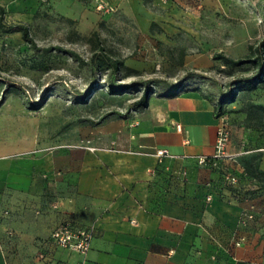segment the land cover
<instances>
[{
  "label": "crops",
  "instance_id": "obj_1",
  "mask_svg": "<svg viewBox=\"0 0 264 264\" xmlns=\"http://www.w3.org/2000/svg\"><path fill=\"white\" fill-rule=\"evenodd\" d=\"M183 64L208 69L215 59L203 52ZM220 93L189 82L106 120L81 143L1 153L0 264H264V188L236 198L210 165ZM244 96L227 105L233 121L247 118ZM249 96L264 105V87ZM258 136L248 152L264 171ZM251 204L257 217L243 225ZM64 223L94 230L86 255L52 241Z\"/></svg>",
  "mask_w": 264,
  "mask_h": 264
},
{
  "label": "rangeland",
  "instance_id": "obj_2",
  "mask_svg": "<svg viewBox=\"0 0 264 264\" xmlns=\"http://www.w3.org/2000/svg\"><path fill=\"white\" fill-rule=\"evenodd\" d=\"M0 4L6 11L2 22L28 25L41 48L26 42L20 32L0 28V154L81 143L106 120L128 114L129 105L148 83L158 92L183 81L226 91L233 79L256 73L257 66L248 62L224 67L215 59L214 66L202 69L184 65V57L220 52L246 58L250 47L254 50L264 39V0H0ZM95 32L100 44L93 38ZM99 45L136 72L122 70L109 78V70L80 64L58 50H43L60 46L89 61ZM109 79L135 86L115 93ZM247 98L243 107L254 103ZM226 114L230 139L224 156L213 164L218 171L227 170L225 175L238 177L255 162L256 153L248 151L257 135L264 136V111L252 120L233 121ZM240 185L244 184L238 177L234 187Z\"/></svg>",
  "mask_w": 264,
  "mask_h": 264
},
{
  "label": "trees",
  "instance_id": "obj_3",
  "mask_svg": "<svg viewBox=\"0 0 264 264\" xmlns=\"http://www.w3.org/2000/svg\"><path fill=\"white\" fill-rule=\"evenodd\" d=\"M5 12L6 11L4 5L0 4V28L5 30L6 32H20L26 42L32 44L34 48L41 50V48L37 46L33 36L31 35L30 28L28 25L22 23L6 25L5 23L2 22L5 16ZM154 24L155 23H152V26ZM93 36H94L93 38L96 39V42L100 44L98 33L95 32ZM53 49L68 54L70 57L79 61L80 64H91L93 69H99L105 71L109 70V74H108L109 78L113 75H118L122 70H125L129 74L136 72L135 69L125 65L122 59L114 57L110 52L106 50L105 47L101 45H99L97 49L95 48L93 50L89 61L80 57V55L75 51L65 49L60 46L49 47L43 50L50 51ZM250 53L251 54L249 55V57L246 58H234L220 52L214 54V59L222 61V65L224 67L239 66L246 64L248 62L253 63L254 65L257 66L256 73L233 79L229 83V87L226 89V91H222L220 93V98L216 106L217 107L216 111L218 116L225 115L226 113H228L229 109L227 108V105L231 102H234L236 98L241 94L245 95L247 98L251 90L258 89L264 86V39L259 42V44L255 47L254 50H252V47H250ZM193 78L194 75L192 77H188L189 79L188 81L192 80ZM187 84L188 83L185 84L184 81L178 84H172L165 87L162 91L159 92L153 90L150 83L145 84L142 94L133 102H131L129 106L131 107L132 110L146 107L152 95L157 93L165 94L171 91L177 93L180 90H182L185 86H187ZM9 85H13V83L10 82ZM108 86L115 93H118L120 91H126L133 88L135 86V83L129 85H122V84L119 85L115 82L114 79H109ZM243 110L246 111L247 113V119L252 120L253 118H256L258 115H260V112L264 111V105L251 103L246 105V107H243ZM210 165L213 169L218 171V167L214 166L213 161H211ZM218 172L222 173V179H220L221 183L219 186L222 189L231 191V194L236 198H241V197L249 198L247 196L252 197L256 194V191L258 189L264 188V171H260L258 169L256 162H254L253 164L252 163L247 164V166L242 170V173L238 175L240 182L244 184V185H240L239 187H234L224 181L223 175H225L227 170L221 169ZM256 217H257V213L254 219L247 221L246 225H248L251 221H254Z\"/></svg>",
  "mask_w": 264,
  "mask_h": 264
},
{
  "label": "built area",
  "instance_id": "obj_4",
  "mask_svg": "<svg viewBox=\"0 0 264 264\" xmlns=\"http://www.w3.org/2000/svg\"><path fill=\"white\" fill-rule=\"evenodd\" d=\"M220 124L218 126L217 139L215 144V153L212 157L213 163L216 162L221 156H224L225 150L227 149L228 142L230 139V131L228 128L227 115L220 116ZM168 149H159L157 155L163 157L169 155ZM200 163H206L207 159L200 157ZM225 179L229 185L235 186L238 182V177L234 174L227 173ZM211 199V196L208 197ZM7 213V211H5ZM257 213V208L255 204H251L244 208L240 223L243 225L247 224V221L254 219ZM94 237V230L90 228H74L68 223L59 225L51 234L52 241L59 247L69 249L71 251L77 252L81 255H86L92 244V239ZM243 238L238 237L235 240L237 246L241 245ZM45 258V253L40 252L39 259ZM80 264V263H79ZM83 264V263H81Z\"/></svg>",
  "mask_w": 264,
  "mask_h": 264
}]
</instances>
